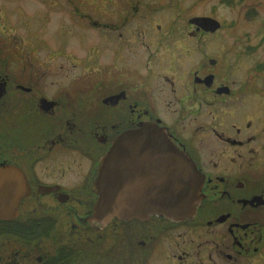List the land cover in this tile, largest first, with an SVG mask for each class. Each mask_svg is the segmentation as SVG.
Segmentation results:
<instances>
[{
  "label": "flooded vegetation",
  "instance_id": "obj_1",
  "mask_svg": "<svg viewBox=\"0 0 264 264\" xmlns=\"http://www.w3.org/2000/svg\"><path fill=\"white\" fill-rule=\"evenodd\" d=\"M190 21L186 77L177 80L172 67L153 83L122 63V75L108 67L107 76L87 78L80 63L71 73L67 61L53 69L21 61L16 41L0 34V264H264L262 64H239L255 50L235 36L191 63L190 43L222 31ZM146 123L165 128L200 175L188 219L97 214L102 158L118 136ZM146 159L129 158L124 184L135 197L129 208L143 203L142 213Z\"/></svg>",
  "mask_w": 264,
  "mask_h": 264
},
{
  "label": "rangeland",
  "instance_id": "obj_2",
  "mask_svg": "<svg viewBox=\"0 0 264 264\" xmlns=\"http://www.w3.org/2000/svg\"><path fill=\"white\" fill-rule=\"evenodd\" d=\"M190 16L212 17L222 24V32L209 38L197 36L190 43L191 63L201 62L202 53L217 55L226 48L227 43H220L225 38L227 42L237 38L244 50H255L243 53L239 64L261 62L259 76L264 78V0H0V34L16 41L13 46L19 49L21 61L29 57L50 69L67 61L63 70L71 68V73L79 72L80 63L87 78L99 72L98 76H107L108 67L110 73L122 75V63L133 77L139 69L153 83L158 75L169 76L172 67L180 72L177 80L186 77ZM43 46L44 57L35 52ZM74 62L78 66L73 67Z\"/></svg>",
  "mask_w": 264,
  "mask_h": 264
},
{
  "label": "water",
  "instance_id": "obj_3",
  "mask_svg": "<svg viewBox=\"0 0 264 264\" xmlns=\"http://www.w3.org/2000/svg\"><path fill=\"white\" fill-rule=\"evenodd\" d=\"M190 23L204 32L214 33L220 29V22L210 17H193ZM113 141L97 172V214L102 213L109 219L155 214L170 221H182L193 215L201 198L202 180L188 156L172 143L165 128L157 123H146ZM143 154L151 172H147V194L137 197L138 200H148V211L142 213L139 209L143 203L137 205V212L129 208L128 197H135L124 184L127 180L126 168L133 164L128 162L129 158L135 159ZM154 200L158 204H151Z\"/></svg>",
  "mask_w": 264,
  "mask_h": 264
},
{
  "label": "trees",
  "instance_id": "obj_4",
  "mask_svg": "<svg viewBox=\"0 0 264 264\" xmlns=\"http://www.w3.org/2000/svg\"><path fill=\"white\" fill-rule=\"evenodd\" d=\"M226 5L227 6H234V5H236L235 3H232V2H226Z\"/></svg>",
  "mask_w": 264,
  "mask_h": 264
}]
</instances>
